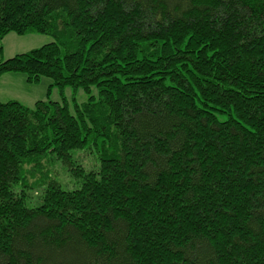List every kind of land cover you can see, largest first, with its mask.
I'll return each instance as SVG.
<instances>
[{
    "label": "trees",
    "instance_id": "16d2710c",
    "mask_svg": "<svg viewBox=\"0 0 264 264\" xmlns=\"http://www.w3.org/2000/svg\"><path fill=\"white\" fill-rule=\"evenodd\" d=\"M9 33L51 41L0 76L51 84L0 101V264H264V0H0Z\"/></svg>",
    "mask_w": 264,
    "mask_h": 264
},
{
    "label": "rangeland",
    "instance_id": "374dc122",
    "mask_svg": "<svg viewBox=\"0 0 264 264\" xmlns=\"http://www.w3.org/2000/svg\"><path fill=\"white\" fill-rule=\"evenodd\" d=\"M51 41V37L40 34H31L25 36H17L9 33L0 40V59L9 58L18 53H23L41 47ZM51 84V80L45 77L40 78L37 84H27L22 74L7 73L0 76V101L16 100L25 106L31 107L34 102L46 99L47 87ZM65 96L69 100L70 89H65ZM81 92H79V100ZM49 99L52 101L59 100L57 88H54ZM73 157L86 170L97 169V159L95 152L90 150L75 151ZM55 162V169L60 170V177H68L59 166V162ZM59 164V165H58Z\"/></svg>",
    "mask_w": 264,
    "mask_h": 264
}]
</instances>
